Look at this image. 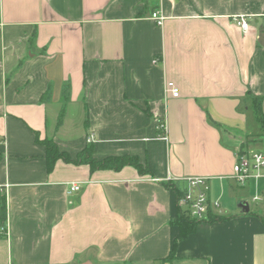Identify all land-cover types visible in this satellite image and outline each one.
Wrapping results in <instances>:
<instances>
[{
  "label": "crops",
  "instance_id": "crops-1",
  "mask_svg": "<svg viewBox=\"0 0 264 264\" xmlns=\"http://www.w3.org/2000/svg\"><path fill=\"white\" fill-rule=\"evenodd\" d=\"M261 29L264 0H0V264H264V178H233L252 152L246 95L264 97ZM37 136L73 159L89 143L97 160L135 156L152 175L48 172ZM190 177L208 178L213 212L231 219L200 224L163 262L179 237L164 183Z\"/></svg>",
  "mask_w": 264,
  "mask_h": 264
},
{
  "label": "trees",
  "instance_id": "trees-1",
  "mask_svg": "<svg viewBox=\"0 0 264 264\" xmlns=\"http://www.w3.org/2000/svg\"><path fill=\"white\" fill-rule=\"evenodd\" d=\"M51 97V90H48L46 100H50ZM70 98V85L64 84L62 90V99L63 102L67 103ZM250 98L252 101V107L255 109L257 119L261 123L264 129V115H263V101L264 97H258L252 95L250 92L247 93L246 99ZM63 122V114L60 116L59 125ZM162 120L159 121V125L162 124ZM256 142L255 140H253ZM252 141V142H253ZM37 142L43 145L46 149V163H47V171L52 172L55 168V165L58 161H63L67 164H74V165H88L90 167L91 172L95 171H103V170H112V171H120L125 167L131 166L134 167L141 176L145 175H152L151 171L148 169L147 166H144L140 163L137 157L135 156H109L104 158L103 160H97L93 157V144L89 143L85 149H83L75 159L71 158L70 155L60 150L58 145L51 139H44L40 140L37 136ZM239 154L244 153L242 151ZM246 152V151H245ZM166 188L171 190L174 194L176 205H177V216L170 221L171 226H175L179 230V237L174 242L171 251L169 252L168 256L163 259V262H171L177 258V248L179 242L187 240L191 235L195 234L197 228L202 223H222L229 219L230 217H224L217 215L213 210H210L207 216V219L204 221H198L193 219L192 217L186 215V213L182 210L179 206L178 202L181 197L185 193V186L182 182H166L164 183ZM7 220V202L5 196L1 197L0 202V226L4 225Z\"/></svg>",
  "mask_w": 264,
  "mask_h": 264
},
{
  "label": "built area",
  "instance_id": "built-area-1",
  "mask_svg": "<svg viewBox=\"0 0 264 264\" xmlns=\"http://www.w3.org/2000/svg\"><path fill=\"white\" fill-rule=\"evenodd\" d=\"M152 19L158 26H162L165 17L159 12L152 13ZM235 22L244 33H248L250 25L246 16L241 15L235 18ZM155 65L162 64V59H154ZM166 91L174 98L179 97L180 90L173 82H168ZM233 178L240 186H245L250 180L264 178V152H244L238 155L233 168ZM185 193L178 204L186 215L198 221L207 219L210 210L218 208V202H212L209 198L210 186L206 177H190L185 180ZM168 182H181V180H168ZM80 189L77 183L71 185V192ZM255 198L254 200H256ZM7 224L0 226V237L7 236Z\"/></svg>",
  "mask_w": 264,
  "mask_h": 264
},
{
  "label": "rangeland",
  "instance_id": "rangeland-1",
  "mask_svg": "<svg viewBox=\"0 0 264 264\" xmlns=\"http://www.w3.org/2000/svg\"><path fill=\"white\" fill-rule=\"evenodd\" d=\"M246 117L248 126L246 135L249 139L252 138L251 141L245 142L248 146V150L252 152H264V129L261 123L258 121L255 109L253 107L249 108L248 112H246ZM250 203L251 208L254 210L257 202L250 200Z\"/></svg>",
  "mask_w": 264,
  "mask_h": 264
},
{
  "label": "water",
  "instance_id": "water-1",
  "mask_svg": "<svg viewBox=\"0 0 264 264\" xmlns=\"http://www.w3.org/2000/svg\"><path fill=\"white\" fill-rule=\"evenodd\" d=\"M258 42H259L260 45L264 46V31L262 29L260 30V36H259ZM241 206H242V208L244 209V211L246 213L249 212V207H248L247 203L244 202V203L241 204ZM80 264H92V263L89 262V261H86V262H83V263H80Z\"/></svg>",
  "mask_w": 264,
  "mask_h": 264
}]
</instances>
